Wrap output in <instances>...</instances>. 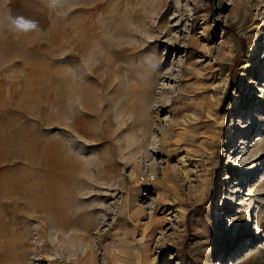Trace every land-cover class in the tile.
Returning a JSON list of instances; mask_svg holds the SVG:
<instances>
[{
    "label": "rangeland",
    "instance_id": "rangeland-1",
    "mask_svg": "<svg viewBox=\"0 0 264 264\" xmlns=\"http://www.w3.org/2000/svg\"><path fill=\"white\" fill-rule=\"evenodd\" d=\"M9 180L0 264H264V0H0Z\"/></svg>",
    "mask_w": 264,
    "mask_h": 264
},
{
    "label": "built area",
    "instance_id": "built-area-1",
    "mask_svg": "<svg viewBox=\"0 0 264 264\" xmlns=\"http://www.w3.org/2000/svg\"><path fill=\"white\" fill-rule=\"evenodd\" d=\"M152 181H154L153 174H144L139 176V182L142 184L143 191L146 193L148 192V190H150Z\"/></svg>",
    "mask_w": 264,
    "mask_h": 264
},
{
    "label": "bare ground",
    "instance_id": "bare-ground-1",
    "mask_svg": "<svg viewBox=\"0 0 264 264\" xmlns=\"http://www.w3.org/2000/svg\"><path fill=\"white\" fill-rule=\"evenodd\" d=\"M157 36V35H156ZM162 54V53H160ZM13 182L10 181H4L3 183H0V196L5 194L8 195L13 191ZM2 197V196H1Z\"/></svg>",
    "mask_w": 264,
    "mask_h": 264
}]
</instances>
